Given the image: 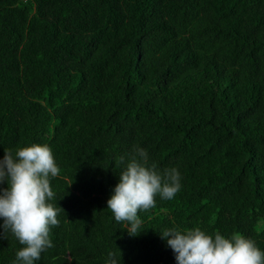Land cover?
I'll use <instances>...</instances> for the list:
<instances>
[{
  "label": "trees",
  "instance_id": "1",
  "mask_svg": "<svg viewBox=\"0 0 264 264\" xmlns=\"http://www.w3.org/2000/svg\"><path fill=\"white\" fill-rule=\"evenodd\" d=\"M32 143L62 207L37 264H176L173 226L264 250V0H0V159ZM134 146L183 177L138 236L107 209Z\"/></svg>",
  "mask_w": 264,
  "mask_h": 264
},
{
  "label": "clouds",
  "instance_id": "2",
  "mask_svg": "<svg viewBox=\"0 0 264 264\" xmlns=\"http://www.w3.org/2000/svg\"><path fill=\"white\" fill-rule=\"evenodd\" d=\"M125 160L107 209L130 236H138L143 231L140 213L155 208L157 197L174 199L182 189L183 177L178 167L161 169L143 147L134 146L131 154L121 157L122 163ZM59 174L48 144L7 150L0 159V236L6 238L10 232L23 246L13 264H37L42 253L54 247L50 233L60 224L62 207L52 203L56 193L51 182ZM159 235L173 250L176 264H264V250L240 233L226 237L201 227L185 230L173 226L159 231ZM105 264H121V257L109 252Z\"/></svg>",
  "mask_w": 264,
  "mask_h": 264
}]
</instances>
